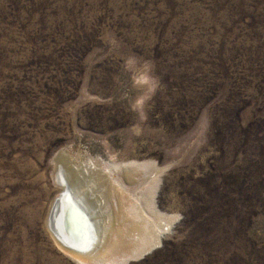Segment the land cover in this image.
Instances as JSON below:
<instances>
[{
	"label": "rangeland",
	"instance_id": "1",
	"mask_svg": "<svg viewBox=\"0 0 264 264\" xmlns=\"http://www.w3.org/2000/svg\"><path fill=\"white\" fill-rule=\"evenodd\" d=\"M60 170L101 235L149 224L126 250L168 215L121 264H264V0H0V264H85L49 226Z\"/></svg>",
	"mask_w": 264,
	"mask_h": 264
},
{
	"label": "bare ground",
	"instance_id": "2",
	"mask_svg": "<svg viewBox=\"0 0 264 264\" xmlns=\"http://www.w3.org/2000/svg\"><path fill=\"white\" fill-rule=\"evenodd\" d=\"M61 173L60 170L58 181L62 186V191L56 196L55 202L52 205L49 222L52 218V214H56L57 228L53 226V235L56 237V235L60 233L71 247L62 244L57 237L56 240L82 262L85 264H121L126 260L145 254L149 248L152 249V246L159 242L157 235L160 233L163 223L168 219V215L158 221L157 228L153 226V232L149 230L150 237L147 238L144 247H135L129 250L125 249L128 241L124 239V233L129 235L140 228L142 230L141 233L147 231V226L149 224L141 226L142 222L140 220L136 223L130 222V225L126 224L124 227H121L118 233H116L117 235H111V233L105 236L104 234L101 235L98 229V221L91 213L92 209L90 207L91 211L88 209L83 202L84 200L81 199L82 197L75 193V190L70 188L72 186H70L71 183L68 184L67 179H65L63 173ZM120 204L122 205V202H120L119 205ZM55 210L57 211L56 213ZM154 212L158 215V212L155 210ZM103 233H105V231ZM84 247H87L88 250H80Z\"/></svg>",
	"mask_w": 264,
	"mask_h": 264
},
{
	"label": "clouds",
	"instance_id": "3",
	"mask_svg": "<svg viewBox=\"0 0 264 264\" xmlns=\"http://www.w3.org/2000/svg\"><path fill=\"white\" fill-rule=\"evenodd\" d=\"M125 68L132 73L133 87L139 92L130 101V107L133 111L143 114L146 119L147 106L160 88V81L154 75V64L133 54L125 60Z\"/></svg>",
	"mask_w": 264,
	"mask_h": 264
},
{
	"label": "water",
	"instance_id": "4",
	"mask_svg": "<svg viewBox=\"0 0 264 264\" xmlns=\"http://www.w3.org/2000/svg\"><path fill=\"white\" fill-rule=\"evenodd\" d=\"M56 212L57 211L55 210V213ZM49 226H50V229L52 232H53V226L55 228H57V226H56V214L55 215L52 214V218L50 219ZM58 233H59V231H58ZM56 237L61 241L62 244L67 245L68 247H71L70 244L68 242H66V240L63 238V236L60 233L58 235H56Z\"/></svg>",
	"mask_w": 264,
	"mask_h": 264
},
{
	"label": "snow or ice",
	"instance_id": "5",
	"mask_svg": "<svg viewBox=\"0 0 264 264\" xmlns=\"http://www.w3.org/2000/svg\"><path fill=\"white\" fill-rule=\"evenodd\" d=\"M80 250H82V251H87L88 248H87V247H84V248H82V249H80Z\"/></svg>",
	"mask_w": 264,
	"mask_h": 264
}]
</instances>
